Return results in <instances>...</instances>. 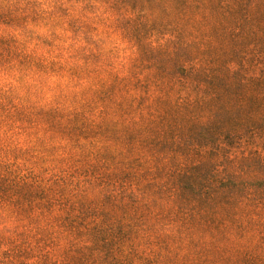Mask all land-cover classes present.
Returning <instances> with one entry per match:
<instances>
[{
	"label": "rangeland",
	"instance_id": "1",
	"mask_svg": "<svg viewBox=\"0 0 264 264\" xmlns=\"http://www.w3.org/2000/svg\"><path fill=\"white\" fill-rule=\"evenodd\" d=\"M4 75L0 264H264V0H0Z\"/></svg>",
	"mask_w": 264,
	"mask_h": 264
},
{
	"label": "clouds",
	"instance_id": "2",
	"mask_svg": "<svg viewBox=\"0 0 264 264\" xmlns=\"http://www.w3.org/2000/svg\"><path fill=\"white\" fill-rule=\"evenodd\" d=\"M13 6L11 4H5V8L6 9H11ZM29 27H32L31 25H29ZM4 31L6 33H9L13 36H15L17 39H21L22 37L20 36V29L15 28V27H9V26H5ZM35 31L39 34L42 35H46L48 32V29L44 28V27H37L35 28ZM56 78L52 77V80L54 81ZM0 83H4V84H15V81L13 79H11L10 76L8 75H4L2 77V79H0Z\"/></svg>",
	"mask_w": 264,
	"mask_h": 264
}]
</instances>
